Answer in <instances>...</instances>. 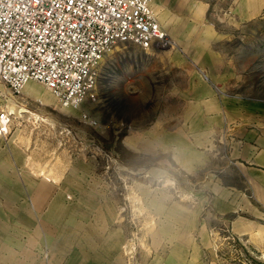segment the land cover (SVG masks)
<instances>
[{"label":"rangeland","instance_id":"rangeland-1","mask_svg":"<svg viewBox=\"0 0 264 264\" xmlns=\"http://www.w3.org/2000/svg\"><path fill=\"white\" fill-rule=\"evenodd\" d=\"M150 4L170 46H115L96 101L66 109L36 82L0 86L13 115L0 264H178L166 256L184 263V243L202 264H264L208 218L205 182L207 134L217 145L264 117V0Z\"/></svg>","mask_w":264,"mask_h":264},{"label":"built area","instance_id":"built-area-1","mask_svg":"<svg viewBox=\"0 0 264 264\" xmlns=\"http://www.w3.org/2000/svg\"><path fill=\"white\" fill-rule=\"evenodd\" d=\"M151 0H0V86L19 95L29 82L64 107L94 102L99 68L118 44L170 46ZM0 91V140L12 113Z\"/></svg>","mask_w":264,"mask_h":264},{"label":"crops","instance_id":"crops-1","mask_svg":"<svg viewBox=\"0 0 264 264\" xmlns=\"http://www.w3.org/2000/svg\"><path fill=\"white\" fill-rule=\"evenodd\" d=\"M227 131L228 140L225 139L217 145L210 142L208 134L206 137L207 215L212 221L216 220L224 227L227 226L233 236L247 240L257 251L262 252L264 251V117L248 124L232 126ZM0 156L4 159L1 152ZM2 158L0 162L3 161ZM5 176V170L0 168V209L5 208ZM211 234L213 235L214 231ZM186 245L184 243L176 246L181 251L184 249L183 251L187 252L188 256L184 259V263L182 259L180 260L181 256L175 255V252L168 254L167 259L178 264H202L198 258L199 247L189 245L185 249ZM117 262V258L111 259L110 264H118ZM154 264L170 263L158 257Z\"/></svg>","mask_w":264,"mask_h":264},{"label":"bare ground","instance_id":"bare-ground-1","mask_svg":"<svg viewBox=\"0 0 264 264\" xmlns=\"http://www.w3.org/2000/svg\"><path fill=\"white\" fill-rule=\"evenodd\" d=\"M32 83H34V82H32ZM32 83L31 82H29L28 84H26L25 85V87H24V90H25V88H26V91L28 92V93H35V91L37 90L36 88H35V86L34 85H32ZM50 94H51V92L48 90V89H46ZM38 91V90H37ZM52 95V94H51ZM43 96L44 97H46L47 95L44 93L43 94ZM53 96V95H52ZM54 97V96H53ZM56 99V98H55ZM57 101V100H56ZM58 102V101H57ZM59 103V102H58ZM62 105V104H61ZM15 106V105H14ZM73 108H77V106H75V107H73V106H68V107H66V109H73ZM9 111H10V109H9ZM16 135V134H15ZM26 151H28L29 152V154H32V150H31V147H30V145H29V143L27 142L26 143ZM36 149V148H35ZM28 152H27V154H28ZM43 153V152H42ZM64 155V154H63ZM30 156V155H29ZM69 160V159H68ZM64 165V164H63Z\"/></svg>","mask_w":264,"mask_h":264}]
</instances>
